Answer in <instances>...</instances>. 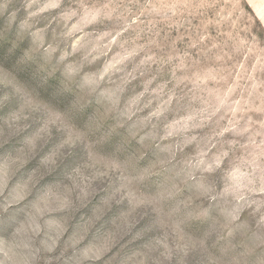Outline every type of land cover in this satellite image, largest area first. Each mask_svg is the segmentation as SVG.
I'll list each match as a JSON object with an SVG mask.
<instances>
[{"label": "rangeland", "instance_id": "rangeland-1", "mask_svg": "<svg viewBox=\"0 0 264 264\" xmlns=\"http://www.w3.org/2000/svg\"><path fill=\"white\" fill-rule=\"evenodd\" d=\"M0 264H264V0H0Z\"/></svg>", "mask_w": 264, "mask_h": 264}]
</instances>
